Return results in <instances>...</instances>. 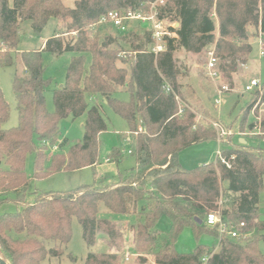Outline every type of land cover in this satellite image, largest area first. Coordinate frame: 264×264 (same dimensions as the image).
Segmentation results:
<instances>
[{
    "label": "trees",
    "instance_id": "1",
    "mask_svg": "<svg viewBox=\"0 0 264 264\" xmlns=\"http://www.w3.org/2000/svg\"><path fill=\"white\" fill-rule=\"evenodd\" d=\"M153 2L78 0L74 8H69L62 0H0V45L7 50L4 53L0 49L2 67L14 65L22 23L31 22L36 35L51 19L66 25L64 34L58 29L44 43L42 52L20 55L13 79L19 116L16 128H4L10 106L0 86V210L6 204L22 207L15 213L0 215V257L6 264H47L50 258L62 259L63 247L72 239L74 219L82 227L88 248H94L103 234L115 250L89 253L85 264H123L121 255L127 241L122 218L136 220L130 228L138 264H148L149 256L152 264H264L260 247L264 244V221L259 220L264 150L250 144H240L238 149L228 145L222 155L230 168L218 157L214 163L194 170L181 166V151L217 140V132L205 127L193 130L195 114L189 107L181 110V70L175 59L180 49L200 55L214 47L222 75L232 80L239 66L245 67L249 61V28L264 34V0H167L156 12L160 20L170 24L169 31L176 37H165L166 50L158 54L151 52L154 43L148 29L138 35L131 25L127 36L120 40L106 36L100 41L99 34L93 35L91 27L109 13L148 16ZM65 34L76 37L68 41L63 38ZM122 42L131 50L126 58L120 56ZM43 52L55 57L72 56L64 86L53 93V113L46 108L51 80L44 77ZM88 55L91 62L86 69ZM118 91L129 93L130 101L118 100ZM252 100L251 105L246 104V115L254 104H264V85L254 92ZM104 103L128 123L136 166L121 175L118 184L96 183L71 192L38 194L35 203L29 204L27 194L32 181L100 163V136L108 130L101 112ZM84 115L87 119L82 141L65 154H49L48 146L61 140L59 122ZM260 125L264 130V121ZM257 126L258 122L252 123L249 130ZM135 132L138 134L134 136ZM67 145L68 140H63L59 147ZM30 154L34 155L31 178L26 172ZM120 155L114 152L113 156L119 159ZM223 199L224 207L220 205ZM101 208L106 209L107 217L101 216ZM213 212L220 213L222 220L231 225L245 222L244 234L256 233L242 241L220 237L211 231L218 228L204 224ZM164 216L171 223L170 243H160L161 233L156 229ZM188 227L194 229L197 238L204 233L217 238L219 251L198 245L191 253H179L174 243ZM69 258L70 264H78L72 255Z\"/></svg>",
    "mask_w": 264,
    "mask_h": 264
},
{
    "label": "rangeland",
    "instance_id": "2",
    "mask_svg": "<svg viewBox=\"0 0 264 264\" xmlns=\"http://www.w3.org/2000/svg\"><path fill=\"white\" fill-rule=\"evenodd\" d=\"M78 0H62L64 5L74 8ZM152 9V7H151ZM138 35H143L147 29V23L142 21H128ZM217 23V21H216ZM169 24V23H168ZM66 25L56 19H51L40 35L34 33L32 23L27 21L21 24L19 43L16 54L13 55L14 65L12 67H2L0 64V86L4 93V97L10 106L9 121L4 125L5 129L16 128L19 124V116L17 110V101L13 91V79L16 68L19 66V58L22 53L32 51H43L44 43L50 39L59 29L60 33L65 32ZM178 27V26H176ZM94 36L99 34V40L102 41L106 36L115 39H122L127 34L119 31L111 24H97L91 27ZM251 32L250 43L252 51L249 56L247 66H239L236 74L232 75V80L223 76L219 80H213L208 76L206 67L209 55L214 52V47L209 48L200 55L188 53L182 49L175 53L177 67L181 70L178 78L182 86V97L179 98L181 110L185 107L195 114V126L213 128L217 132V140H209L203 143L189 147L179 154V162L185 170H194L198 167L209 165L217 160L218 151L224 152L228 145L238 149L241 145H245L239 140L247 141L250 146L264 150V130H249V125L258 122V125L264 121V104L256 103L246 115L247 102L251 105L253 102V94L257 90H261L264 85V57L260 55L262 44H264V34L258 33L254 28H249ZM218 35V32L216 33ZM93 36V37H94ZM76 37V34H65L63 38L70 41ZM123 51L120 56L126 58V53H130V48L123 43ZM2 52L7 53L4 46L0 45ZM70 54H64L55 57L48 52L42 53L44 65V77L51 80V86L46 91V108L50 113L55 111L53 102V93L55 89L64 86L67 68L71 61ZM130 59V56L128 58ZM91 62L90 55L87 56L86 69L89 68ZM220 62V61H219ZM130 68V63L126 65ZM258 79L261 85L253 93H246L245 86L251 80ZM222 85L229 86V92L223 95L222 104H215L216 94ZM115 97L123 102H129L131 96L124 91H118ZM100 102H98L99 104ZM101 112L108 123V130L100 136V163L95 166L82 168L76 171H61L40 180H34L31 183L30 190L27 194V202L34 204L38 194L71 192L85 186H91L99 183L100 186H110L118 184L121 175H126L136 166V157L128 152L132 150L134 142H128L127 137L130 133V127L126 120L116 114L107 104H102ZM181 114V113H180ZM246 115V124H242V119ZM87 116L73 120L72 118L63 119L59 122L58 128L61 132V140L54 146H48V153L51 155L65 154L69 147L75 143L82 141L84 137V125ZM219 124L225 131L222 135V129L214 127ZM63 140H68V145L61 149L59 144ZM222 142H219V141ZM240 142V143H238ZM114 152H120L119 159L115 158ZM34 155L27 157L26 172L28 177L33 175ZM227 187V183H224ZM226 200L220 201L222 207L225 206ZM22 209L21 206L14 204H6L0 210V215L4 213H15ZM223 210V208H222ZM220 212V211H219ZM101 216L107 217V211L101 208ZM259 220L264 221V192L260 196ZM136 223L135 218H122L121 225L125 228L126 250L121 255L123 264H138V256L133 250L134 235L131 232V226ZM157 230L161 233V242L170 243L171 223L166 216L162 217L157 223ZM211 230V229H210ZM213 233H218L220 237L227 238L226 234H222L219 229H212ZM256 232L245 233L237 241L252 237ZM82 227L77 219L72 223V239L70 243L63 247L64 254L62 259L50 258L47 264H70L69 255H72L78 264H85L89 253L107 252L111 253L115 250L109 246L108 238L101 234L98 236L97 245L94 248H88L83 239ZM218 240L212 235L201 234L199 238L195 235L192 227L186 228L174 243L175 249L179 253H191L198 245L208 246L209 251H219ZM264 254V244L260 245ZM148 264L153 263L152 257L147 258Z\"/></svg>",
    "mask_w": 264,
    "mask_h": 264
},
{
    "label": "built area",
    "instance_id": "3",
    "mask_svg": "<svg viewBox=\"0 0 264 264\" xmlns=\"http://www.w3.org/2000/svg\"><path fill=\"white\" fill-rule=\"evenodd\" d=\"M167 0H154L152 3V9L151 13L148 16H144L140 13L138 14H128V15H119L117 13L111 12L109 13L105 18H103L99 24H111L113 27L118 29L119 31L126 33L131 29L130 23L128 21L137 20L142 21V23H147V29L152 33L151 39L154 43L151 52L154 54H158L160 52H163L166 50V42L164 40L165 37H176L174 33H171L169 31L170 24H168L165 20H160L158 17V13L156 12V8L163 6ZM176 26L173 24L172 27L176 28ZM261 53L260 55L264 57V44H262L261 47ZM208 64L206 67L208 76L212 78L213 80H219L222 77V73L219 69V60L215 56L214 52H211L209 55ZM261 85V82L258 79H253L249 82L248 85L245 87L246 93H253L257 88H259ZM167 92H170V88H166ZM229 92V86L222 85L220 89L218 90L216 94L215 104L217 106H220L222 104V97L224 94ZM178 99V98H177ZM182 111H180L181 113ZM215 128L222 129V127L215 123ZM254 130H261V125H258ZM142 129H139V132H141ZM138 132L134 133V136L137 135ZM222 135H225V131L222 129ZM133 134L129 133L127 137V141H132ZM219 142H222L221 140ZM131 154V150L128 152ZM218 159L221 161L222 164L227 166L228 168L231 167L230 162L226 160L223 155L222 151H218L217 154ZM234 159V157H233ZM204 224L209 228H218L222 234H226L229 239L237 240L240 239L242 236H244V231L246 229V223L240 222L237 225H231L226 223L222 220V217L220 213L213 212L209 213L204 221Z\"/></svg>",
    "mask_w": 264,
    "mask_h": 264
},
{
    "label": "water",
    "instance_id": "4",
    "mask_svg": "<svg viewBox=\"0 0 264 264\" xmlns=\"http://www.w3.org/2000/svg\"><path fill=\"white\" fill-rule=\"evenodd\" d=\"M243 143L246 145L247 142L245 141V142H243ZM198 224L201 225V224H202V221H199ZM0 264H6V263L1 259V257H0Z\"/></svg>",
    "mask_w": 264,
    "mask_h": 264
},
{
    "label": "crops",
    "instance_id": "5",
    "mask_svg": "<svg viewBox=\"0 0 264 264\" xmlns=\"http://www.w3.org/2000/svg\"><path fill=\"white\" fill-rule=\"evenodd\" d=\"M248 84H249V83H248ZM248 84H246V85H248ZM245 87H246V86H245ZM244 90H245V89H244ZM239 141H240V142H245V140H242V139L239 140ZM246 142H247V141H246ZM246 145H249V143L247 142ZM130 155H131V154H130ZM225 187H226V186H225Z\"/></svg>",
    "mask_w": 264,
    "mask_h": 264
}]
</instances>
